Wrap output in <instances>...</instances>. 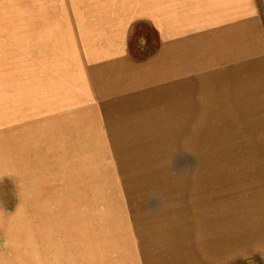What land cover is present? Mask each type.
Segmentation results:
<instances>
[{
  "label": "rangeland",
  "instance_id": "obj_1",
  "mask_svg": "<svg viewBox=\"0 0 264 264\" xmlns=\"http://www.w3.org/2000/svg\"><path fill=\"white\" fill-rule=\"evenodd\" d=\"M179 1L0 0V264H196L257 214L264 0Z\"/></svg>",
  "mask_w": 264,
  "mask_h": 264
},
{
  "label": "crops",
  "instance_id": "obj_2",
  "mask_svg": "<svg viewBox=\"0 0 264 264\" xmlns=\"http://www.w3.org/2000/svg\"><path fill=\"white\" fill-rule=\"evenodd\" d=\"M178 1L179 0H170V3L176 2L177 4ZM179 2L183 5L182 9L184 11L182 10L183 12L179 15V13L174 10V16L175 20L178 18V21L176 22L180 23L181 21L185 24H190L188 28H184L185 30L197 27L198 25L203 26L206 23L214 24L216 22V0H180ZM170 19L173 20L172 17ZM196 36L197 39L201 38L200 34H197ZM176 37L178 39H188L189 35L182 34V31H180ZM160 38H162L161 35ZM229 39H231V37ZM248 50L250 51V49ZM129 53L130 56L133 57V52L130 51ZM242 55L243 58L247 59L251 58V56H253V53L251 51L249 53H247V51L244 53L243 51ZM125 60L130 64V62L126 58ZM168 60L170 59L167 55L164 57V62H167ZM183 72H185V70L174 71L172 67H170L169 74L165 75L171 78L175 75H180L178 73ZM248 77L250 79H252V77H256L260 86L263 83L260 71L252 72V76ZM231 82L232 80H230V84ZM245 86L248 87L247 85ZM260 190V200H255V203L252 204L254 205L252 207H254L257 216L254 215V213L253 215H251L253 211L250 207H247L242 211L245 214L246 218L244 224L239 221L235 227L231 219L228 225L230 226L228 232V245H224V247L222 248H216L217 255L216 257H211V261H208L209 257H207L205 261H197L196 264H264V179ZM222 249L223 251H221ZM221 255H224V257L222 258Z\"/></svg>",
  "mask_w": 264,
  "mask_h": 264
},
{
  "label": "trees",
  "instance_id": "obj_3",
  "mask_svg": "<svg viewBox=\"0 0 264 264\" xmlns=\"http://www.w3.org/2000/svg\"><path fill=\"white\" fill-rule=\"evenodd\" d=\"M137 47V46H136ZM138 48V47H137ZM139 49V48H138Z\"/></svg>",
  "mask_w": 264,
  "mask_h": 264
}]
</instances>
